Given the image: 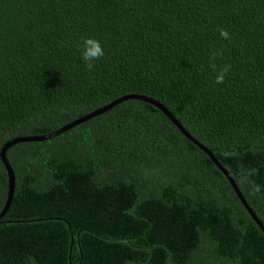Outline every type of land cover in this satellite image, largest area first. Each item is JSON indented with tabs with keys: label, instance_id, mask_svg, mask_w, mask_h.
<instances>
[{
	"label": "trees",
	"instance_id": "16d2710c",
	"mask_svg": "<svg viewBox=\"0 0 264 264\" xmlns=\"http://www.w3.org/2000/svg\"><path fill=\"white\" fill-rule=\"evenodd\" d=\"M84 37L104 48L91 72ZM129 93L209 149L264 226V0H0V147ZM6 157L0 264H264V233L223 172L150 103ZM7 189L0 159V210Z\"/></svg>",
	"mask_w": 264,
	"mask_h": 264
},
{
	"label": "water",
	"instance_id": "95a60500",
	"mask_svg": "<svg viewBox=\"0 0 264 264\" xmlns=\"http://www.w3.org/2000/svg\"><path fill=\"white\" fill-rule=\"evenodd\" d=\"M126 99H139L142 101H145L147 103H150L151 105L156 106L159 110H161L169 119L171 122H173L175 124V126L182 132L183 135H185L187 137V139H189L191 142H193L195 145H197L209 158L210 160L216 165V167L223 172V174L225 175L226 179L228 180L229 184L231 185L232 189L234 190L235 194L237 195V197L241 200L242 204L244 205L245 209L247 210V212L250 214V216L252 217V219H254V221L257 223V225L259 226V228L263 231L264 233V226L263 224L260 222V220L258 219V217L255 215V213L252 211V209L249 207V205L247 204V202L245 201L244 197L242 196L238 186L236 185L235 181L233 180V178L230 176V174L228 173V171L223 167V165L218 161V159L213 155V153L207 149L203 144H201L197 139H195L183 126L182 124L175 118V116L160 102H158L157 100H155L152 97L146 96L144 94H139V93H129V94H124L121 95L115 99H113L112 101L108 102L107 104H104L62 126H60L59 128L46 133V134H39V135H25V136H16L13 137L9 140H7L6 142H4L2 144V146L0 147V159L5 167L6 173H7V179H8V189H7V195H6V199L4 202V205L2 207V209L0 210V217L3 216L12 201V197H13V193H14V186H15V175H14V171L6 157V150L18 143V142H25V141H42V140H46L49 139L51 137H54L72 127H74L75 125L97 115L100 114L108 109H110L111 107L115 106L117 103L126 100Z\"/></svg>",
	"mask_w": 264,
	"mask_h": 264
},
{
	"label": "clouds",
	"instance_id": "9594fccd",
	"mask_svg": "<svg viewBox=\"0 0 264 264\" xmlns=\"http://www.w3.org/2000/svg\"><path fill=\"white\" fill-rule=\"evenodd\" d=\"M220 37L224 40H230V33L225 28L218 29ZM80 49V55L84 62L85 68L91 72L94 71L96 67V62L104 56V48L100 41L95 37H84L82 43L78 45ZM223 56V50H217L209 54L210 61L209 67L216 73L215 83L223 84L225 81L226 75L231 71V65L225 64L219 69L215 63L217 57ZM233 155V153H225V156Z\"/></svg>",
	"mask_w": 264,
	"mask_h": 264
}]
</instances>
